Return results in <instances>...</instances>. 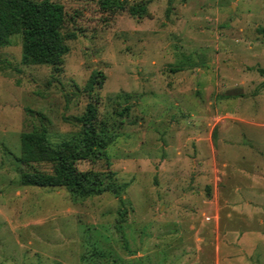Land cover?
Instances as JSON below:
<instances>
[{"label": "rangeland", "instance_id": "obj_1", "mask_svg": "<svg viewBox=\"0 0 264 264\" xmlns=\"http://www.w3.org/2000/svg\"><path fill=\"white\" fill-rule=\"evenodd\" d=\"M56 1L78 27L60 71L0 47V264H215L217 243L264 264V0ZM94 71L113 138L78 167L114 171L125 204L20 182L21 132L40 112L78 136Z\"/></svg>", "mask_w": 264, "mask_h": 264}, {"label": "trees", "instance_id": "obj_2", "mask_svg": "<svg viewBox=\"0 0 264 264\" xmlns=\"http://www.w3.org/2000/svg\"><path fill=\"white\" fill-rule=\"evenodd\" d=\"M109 11L128 9L132 14L147 13V2L130 4L129 0H99ZM75 16L56 0H0V47L22 38V61L47 64L60 71L64 56L70 51L69 40L78 35ZM258 31L264 37V27ZM104 74L94 71L85 89L90 96L85 110L70 119L78 125V136L58 143L51 141L47 118L39 112V123L20 134L19 175L23 185L65 187L76 198H86L111 192L122 204L124 186L112 170H81V160L96 161L107 156L113 135L100 118L94 89L102 86ZM107 159V157H106ZM46 164L48 167H44Z\"/></svg>", "mask_w": 264, "mask_h": 264}, {"label": "crops", "instance_id": "obj_3", "mask_svg": "<svg viewBox=\"0 0 264 264\" xmlns=\"http://www.w3.org/2000/svg\"><path fill=\"white\" fill-rule=\"evenodd\" d=\"M224 248V252H226L227 256H226V260H221V251ZM216 260H215V264H223V261L225 264H244L243 263V258L237 259L235 258V255L232 253V248H230V246L228 247H222L219 243H217L216 248Z\"/></svg>", "mask_w": 264, "mask_h": 264}, {"label": "built area", "instance_id": "obj_4", "mask_svg": "<svg viewBox=\"0 0 264 264\" xmlns=\"http://www.w3.org/2000/svg\"><path fill=\"white\" fill-rule=\"evenodd\" d=\"M208 219H209V217H208Z\"/></svg>", "mask_w": 264, "mask_h": 264}]
</instances>
